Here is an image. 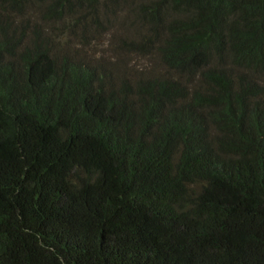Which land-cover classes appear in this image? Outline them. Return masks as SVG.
I'll return each mask as SVG.
<instances>
[{"label": "trees", "instance_id": "1", "mask_svg": "<svg viewBox=\"0 0 264 264\" xmlns=\"http://www.w3.org/2000/svg\"><path fill=\"white\" fill-rule=\"evenodd\" d=\"M0 264H264V0H0Z\"/></svg>", "mask_w": 264, "mask_h": 264}, {"label": "rangeland", "instance_id": "2", "mask_svg": "<svg viewBox=\"0 0 264 264\" xmlns=\"http://www.w3.org/2000/svg\"><path fill=\"white\" fill-rule=\"evenodd\" d=\"M120 31L113 29L109 32L106 37L102 38L100 41H95L91 46H76L71 49L73 53H86L90 57L94 56L95 59L104 58L112 64H118L121 68H129L130 72L133 70H152L156 66L154 60H148L138 56H133L134 60L130 58L126 52L122 49H117V37H119ZM77 43V42H74Z\"/></svg>", "mask_w": 264, "mask_h": 264}]
</instances>
